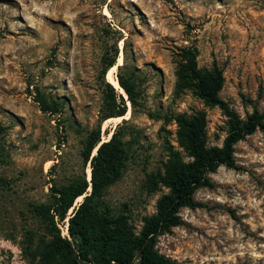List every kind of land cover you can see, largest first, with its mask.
<instances>
[{
  "label": "rangeland",
  "instance_id": "obj_1",
  "mask_svg": "<svg viewBox=\"0 0 264 264\" xmlns=\"http://www.w3.org/2000/svg\"><path fill=\"white\" fill-rule=\"evenodd\" d=\"M191 45L199 69H222L219 97L230 108L242 119L253 106L264 114V0H0V264H47L35 206L51 188L88 180L83 152L99 125L103 140L118 131L128 161L97 206L136 231L165 191H147L146 174L166 162L168 143L180 150L173 118L204 111L208 146L222 145V111L191 90L175 93L176 52ZM116 49L136 101L109 80L110 68L104 80L127 112L100 122L103 62ZM234 159L238 169L219 167L212 187L196 191L204 207L183 208L181 224L158 237L160 254L177 264H264V134L239 141Z\"/></svg>",
  "mask_w": 264,
  "mask_h": 264
},
{
  "label": "trees",
  "instance_id": "obj_2",
  "mask_svg": "<svg viewBox=\"0 0 264 264\" xmlns=\"http://www.w3.org/2000/svg\"><path fill=\"white\" fill-rule=\"evenodd\" d=\"M117 51L103 62L104 94L100 122L124 117L127 112L122 94L104 80L108 70L116 65ZM176 57L175 93L191 90L207 106L222 111L227 119L222 145L208 146L204 111L176 115L173 121L177 125L180 150L168 143L166 162L162 163L161 169L146 174L147 191H165L156 201L155 213L143 217L142 227L136 231L125 215L102 212L97 206L106 190L122 177L128 161L118 131L115 129L108 138L110 131L106 130L103 140L99 125L98 130L87 138L83 152L84 163L90 166V180L82 177L68 185L51 188L50 201L35 206L49 237L40 253L47 264H177L156 250L158 237L181 224L180 211L183 208L204 207L194 195L200 188L212 187L210 174L221 166L238 169L234 147L239 141L256 131L264 134V114L255 106L252 113L242 119L219 97L224 82L222 69L215 64L210 69H199L196 46L178 48ZM123 68L124 65L118 66L116 80L127 100L135 105L136 84L120 74ZM41 107L44 111L56 112V108ZM95 149L96 153L92 155ZM80 198L82 201L75 204ZM64 221L68 227L67 236H62L57 227Z\"/></svg>",
  "mask_w": 264,
  "mask_h": 264
},
{
  "label": "bare ground",
  "instance_id": "obj_3",
  "mask_svg": "<svg viewBox=\"0 0 264 264\" xmlns=\"http://www.w3.org/2000/svg\"><path fill=\"white\" fill-rule=\"evenodd\" d=\"M122 61H123V59H122V57H120V58H119V65L122 64ZM116 68H117V66H115L114 68H112V70L109 72L108 78H109V80H110V81H111L116 87L120 88L119 85H118V83L116 82L115 77H114V72H115ZM121 119H122V118H116V119H114V120H115V121H120Z\"/></svg>",
  "mask_w": 264,
  "mask_h": 264
},
{
  "label": "water",
  "instance_id": "obj_4",
  "mask_svg": "<svg viewBox=\"0 0 264 264\" xmlns=\"http://www.w3.org/2000/svg\"><path fill=\"white\" fill-rule=\"evenodd\" d=\"M116 82H117V80H116ZM111 135L112 134H110V136H109V138L111 137ZM96 153V149H95V152L92 154V155H94ZM90 166L88 165V168H89ZM89 170H90V168H89ZM90 180V176H89V178H88V181ZM88 191H90V189L88 190ZM83 199V198H82ZM73 211V208L70 210V213ZM69 213V214H70ZM66 222H68V219L66 220ZM68 229V227L66 226V230Z\"/></svg>",
  "mask_w": 264,
  "mask_h": 264
}]
</instances>
